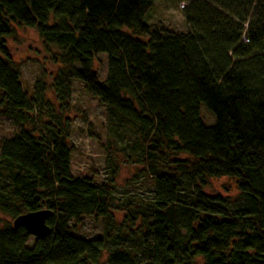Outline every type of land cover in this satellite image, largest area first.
<instances>
[{"label": "trees", "instance_id": "1", "mask_svg": "<svg viewBox=\"0 0 264 264\" xmlns=\"http://www.w3.org/2000/svg\"><path fill=\"white\" fill-rule=\"evenodd\" d=\"M158 1L183 5V31L144 23ZM15 28L58 67L30 96L5 44ZM77 84L116 149L102 180L71 172ZM0 117L17 128L0 139V264H264V0H0ZM117 154L148 199L115 194ZM220 179L234 194L204 192ZM39 211L46 238L13 228ZM86 222L103 235H81Z\"/></svg>", "mask_w": 264, "mask_h": 264}, {"label": "rangeland", "instance_id": "2", "mask_svg": "<svg viewBox=\"0 0 264 264\" xmlns=\"http://www.w3.org/2000/svg\"><path fill=\"white\" fill-rule=\"evenodd\" d=\"M182 6V4L177 5L170 1L155 2L143 21L146 24L161 23L176 31H183L185 24L181 17L180 8ZM5 44L12 60L18 65L21 85L27 95H31L36 81L40 80L45 84L52 82L58 67L50 62L49 53L46 52L33 30L15 28L13 34L5 39ZM49 50L54 51L52 48ZM93 69L100 81L104 80L106 75L104 55L97 56ZM69 103L71 107L69 120L72 124L70 141L73 145L70 161L71 172L75 176L94 175L102 180L108 176L109 163L113 161V155L116 153V149L109 147L105 140L107 127L105 109L96 100L88 97L78 84L73 88ZM200 112L204 123L211 125L213 117L210 113L202 107ZM16 130L17 128L8 120L0 117V139L11 137ZM115 158L119 165L115 177V194L120 199H148V183L136 177L139 167L120 164L123 158L119 154ZM134 178L137 180L132 181ZM204 192L232 195L235 192V186L227 179H220L205 188ZM117 208L116 205L113 206L114 210ZM114 210L113 212L116 213ZM121 217V213L115 215L117 221H120ZM81 235L100 237L103 235V228L100 225L86 222L81 228Z\"/></svg>", "mask_w": 264, "mask_h": 264}, {"label": "water", "instance_id": "3", "mask_svg": "<svg viewBox=\"0 0 264 264\" xmlns=\"http://www.w3.org/2000/svg\"><path fill=\"white\" fill-rule=\"evenodd\" d=\"M50 214L49 211H39L20 215L12 221V226L14 229L23 228L31 237L43 239L50 234V229L46 225Z\"/></svg>", "mask_w": 264, "mask_h": 264}]
</instances>
